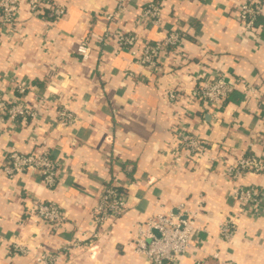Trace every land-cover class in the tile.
<instances>
[{
  "label": "crops",
  "instance_id": "0c3cea01",
  "mask_svg": "<svg viewBox=\"0 0 264 264\" xmlns=\"http://www.w3.org/2000/svg\"><path fill=\"white\" fill-rule=\"evenodd\" d=\"M52 1L66 8L59 21L32 16L23 3L16 34L0 31V92L13 100L15 84L24 82L30 88L23 98L36 109L28 122L4 124L0 167L11 150L48 151L60 163L54 188L37 173L9 178L0 171V264H36L40 253L60 255L57 264H147L134 252L137 225L170 211L194 219L181 264H264V208L246 210L235 219L234 236L220 238L221 224L241 209L233 196L238 182L224 176L226 164L250 154L264 164V29L257 41L242 36L241 0H126L113 24L108 15L117 0ZM151 2L161 6L155 26L138 17ZM106 26L150 42L179 29L185 39L153 72L115 41L102 47L91 37ZM85 37L93 47L87 61L77 52ZM217 72L234 91L214 117L188 97L202 76ZM170 90L183 98L171 103ZM64 108L77 118L74 124L60 121ZM184 130L207 141L208 149L185 152L173 163L172 148ZM110 180L128 192V205L98 229L93 213ZM239 183L256 187L264 203V171ZM36 200L56 202L62 223L32 218Z\"/></svg>",
  "mask_w": 264,
  "mask_h": 264
},
{
  "label": "built area",
  "instance_id": "2783aa9c",
  "mask_svg": "<svg viewBox=\"0 0 264 264\" xmlns=\"http://www.w3.org/2000/svg\"><path fill=\"white\" fill-rule=\"evenodd\" d=\"M23 3L28 5L32 16H40L43 20H48L49 16L57 22L66 14L65 6L52 0H0V31L4 36L13 37L19 30L17 14ZM125 9L126 0H117L116 10L108 15L110 24L115 23L120 13ZM236 15L241 25L242 36L254 41L259 40L260 29H264V25L259 23V18L264 16V0H241L236 6ZM138 17L140 23L158 25L162 19L161 6L151 2L142 8ZM91 37L95 38L102 47L106 46L109 41H115L118 48H126L130 51L136 63L153 72L159 70L167 54L178 50L185 39L179 29L171 30L162 40L150 42L141 38L134 31L124 28L111 31L108 26L102 34H93ZM92 48L90 38H83L77 48L82 60L90 59ZM29 88L30 86L24 82L16 83L15 91L19 97H15L13 100L7 99L0 92V136L4 132L3 126L7 121L28 122L29 119L36 116V109L27 104L23 98ZM233 91L234 83L225 74L217 72L211 76H202L199 85L189 94L188 100L199 102L203 108L210 111L212 116L218 117L220 108ZM168 98L173 103L183 98V95L177 90H170ZM57 113L62 124L72 125L77 120L74 114L66 108L58 110ZM178 138L176 147L172 148L173 163L180 162L185 152L198 154L208 149L207 141L194 136L189 131L184 130ZM226 165L224 176L234 183L238 182L233 196L241 208L237 217L226 219L220 226V238L230 240L237 231L236 218L245 214L246 210H249L251 214H259L264 208L263 195L257 188L239 183L248 173H262L264 164L258 156L250 154L240 156L235 162ZM59 170V160L53 158L48 151L11 150L7 161L0 167V171L9 178L21 174L37 173L41 176L44 184L50 188L57 186ZM128 199V192L122 189L116 181L114 183L110 180L104 186L99 203L94 209L93 223L96 228L103 229L108 222L116 220L124 214ZM30 216L45 221L51 226L61 224L65 218L61 207L56 202L41 200L33 201ZM193 230H195V226L192 218H184L171 211L156 214L148 221L137 225L133 239L134 252L142 257L147 264H181L180 258L186 254L191 245L190 237ZM19 251L28 252L22 247H19ZM214 257L218 259V253ZM59 260L60 255L58 254L40 253L36 257V264H57ZM223 264L235 263L226 260Z\"/></svg>",
  "mask_w": 264,
  "mask_h": 264
}]
</instances>
